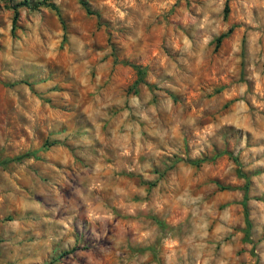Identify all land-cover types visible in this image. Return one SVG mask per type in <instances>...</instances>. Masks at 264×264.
Masks as SVG:
<instances>
[{
  "label": "rangeland",
  "instance_id": "obj_1",
  "mask_svg": "<svg viewBox=\"0 0 264 264\" xmlns=\"http://www.w3.org/2000/svg\"><path fill=\"white\" fill-rule=\"evenodd\" d=\"M22 1L0 264H264V0Z\"/></svg>",
  "mask_w": 264,
  "mask_h": 264
},
{
  "label": "trees",
  "instance_id": "obj_2",
  "mask_svg": "<svg viewBox=\"0 0 264 264\" xmlns=\"http://www.w3.org/2000/svg\"><path fill=\"white\" fill-rule=\"evenodd\" d=\"M79 3L84 8V10L87 13H89V9H88V6H87L86 2H84L82 0H79ZM45 4H46V6L50 7L51 9H54V7L52 5L45 3L43 0L41 2L32 4V5L29 2H27V1H22V2H19L18 4L13 5V7H12V10H13L12 23H14L15 20H16V16H17V10L16 9H17L18 6H23V7L27 8V9H34V8H36L38 6L45 5ZM226 12H227V7L225 5L224 6V9H223V13L226 14ZM230 31H231V29H228L226 32H224L223 34L219 35L215 39L216 44H219V42L221 41V39H223L224 37H226L230 33ZM130 67L135 71V74L137 75V77H140L142 75V72L140 70V67H138L136 65H130ZM29 155H31V154H25L24 156H21V157H19L17 159H21L22 157H27ZM202 161H204V160L195 161V162H193V164L198 165ZM242 205H243V208H245L244 207V204H242ZM245 211L246 210H244V216L246 217V212Z\"/></svg>",
  "mask_w": 264,
  "mask_h": 264
}]
</instances>
